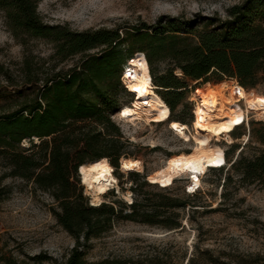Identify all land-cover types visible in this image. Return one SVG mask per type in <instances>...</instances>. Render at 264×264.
Masks as SVG:
<instances>
[{"label":"trees","instance_id":"1","mask_svg":"<svg viewBox=\"0 0 264 264\" xmlns=\"http://www.w3.org/2000/svg\"><path fill=\"white\" fill-rule=\"evenodd\" d=\"M0 12L10 35L22 45L26 40H42L52 47L48 59L28 53L15 68L0 65V182L20 179L50 196L57 223L74 240L62 264H163L158 257L91 263L85 251L92 240L102 238L118 223L175 231L184 228L183 222L191 225L196 215L220 208L191 204L190 199L201 192L184 194L185 198L163 193L155 198L142 196L128 205L115 200L92 206L83 196L78 169L106 158L116 171L119 161L128 157L125 149L130 142L111 117L128 105L125 99H133L120 79L127 61L136 55L148 65L151 84L169 109L168 122L187 124L174 114L179 107L180 114H187L192 122L186 99L197 86L234 80L249 91L264 85V0H243L228 8L223 19L166 17L127 31H75L67 25H48L37 11V0H0ZM73 59L76 63L66 66ZM163 64L166 67L161 70ZM231 135L234 140L247 135L246 143L252 138L264 147L263 123H250L247 132L236 128ZM24 141L29 143L26 149ZM244 146L229 145L223 153L225 165L209 169L232 172L238 178L237 189L262 188L264 152L247 158L242 154ZM145 177L140 190L150 186ZM231 183L229 174L221 189ZM7 193L0 185V202ZM193 248L187 264H196L199 253L205 264L245 263L224 260L223 253L213 257L209 250L199 252L197 245Z\"/></svg>","mask_w":264,"mask_h":264},{"label":"rangeland","instance_id":"2","mask_svg":"<svg viewBox=\"0 0 264 264\" xmlns=\"http://www.w3.org/2000/svg\"><path fill=\"white\" fill-rule=\"evenodd\" d=\"M242 1L37 0V11L42 21L48 25H67L75 31L100 28H122V31H127L132 26L152 25L158 19L166 17L196 20L216 16L223 19L228 8ZM262 25L264 27V21ZM28 53L48 59L52 55V47L42 40H26L22 45L10 35L3 13L0 12V65L15 68ZM76 61L77 59L70 60L66 66H71ZM165 67L163 64L161 70ZM225 82L229 85L237 83L234 80ZM187 84L190 82L187 81ZM207 84L212 88L218 85ZM205 86L206 84L197 86L187 96L186 102L191 108V114L195 105L193 100L199 102L198 93ZM246 92L264 97V85ZM125 101L132 103V106H124L120 110V116L126 120L115 119L125 140L130 142V146L125 149L128 157L122 159L134 160L142 170L139 173L125 174L120 171L121 166L116 171L112 167L117 185L102 196L101 203L116 200L128 205L142 196L155 198L163 193L185 198V187L190 184L187 175H171L166 183L150 184L141 190L139 186L143 183V176H146L144 180L149 184L148 177L153 171L165 167L170 157L191 152L198 143L200 138L194 137L193 132H185L191 124L187 114H180L181 107L174 113L183 117L187 126L175 121L167 124L156 114H152L148 106L142 104L145 108L139 107L131 98ZM235 104L233 122L235 119V124L243 120L239 130L247 132L250 123L264 124L263 120L251 112L248 113L242 103L239 106L244 113ZM228 138L235 144H246L242 154L247 158L264 152V147L252 138L246 143L247 135L239 140H234L232 135ZM228 138L222 135L218 139L212 138L211 144L220 146L223 151L228 150ZM22 147L28 148V141H24ZM132 174H138L139 177L134 178ZM229 174L232 176V183L221 189L225 176ZM172 176L175 177L170 179ZM199 176L201 189L196 193L201 194L191 198V204L210 205V208H220L219 212L196 215L191 225L183 222L184 228L175 231L134 222L118 223L108 234L89 243V248L85 251L86 260L96 263L106 258L152 260L158 257L163 264H187L188 258L194 254L193 246L197 245L199 252L209 250L213 257L223 253L224 260L245 262L244 264L257 261L258 264H264V187L245 186L237 189L235 183L238 178L226 170H207ZM78 179L83 196L91 205L79 175ZM0 185L8 190L0 202V264H62L72 249L74 240L57 223L52 211L55 204L50 196L34 189L32 184L16 178H6ZM134 188H137V192L132 191ZM128 193L131 202L124 198V194ZM224 193L226 200L221 197ZM220 201L222 205L218 206ZM204 260L205 257L200 253L196 256V264H205Z\"/></svg>","mask_w":264,"mask_h":264},{"label":"bare ground","instance_id":"3","mask_svg":"<svg viewBox=\"0 0 264 264\" xmlns=\"http://www.w3.org/2000/svg\"><path fill=\"white\" fill-rule=\"evenodd\" d=\"M135 57L134 74L132 79L126 82L130 93L135 96L133 101L139 107L145 108L142 104L148 106L152 114H156L160 120L167 122L170 115L169 109L159 95L153 92L147 63L144 59ZM198 99L197 103L193 100L195 117L192 120V131L188 129V134L193 132L194 137L200 140L191 152L172 156L167 160L165 167L153 171L148 177V182L151 184H164L171 175H187L189 179L192 178L190 189L195 190L200 185L199 174L206 172L209 168L223 165V150L220 146L211 144V141L212 138L218 139L221 135L228 138L235 127L242 123L243 120L235 124L236 119L233 122L234 103L236 108L243 112L237 105L242 100L243 107L248 113L251 112L264 121V97L246 92L237 83L229 85L228 82L223 81L215 88L206 84L204 90L198 93ZM227 140L230 144L233 143L231 138ZM120 166V171L125 174L139 173L142 170L141 166L132 159H121ZM78 172L85 194L90 197L92 206L100 205L102 196L117 182L112 173L113 168L106 158L86 163L80 166ZM124 198L131 202L129 193L124 194Z\"/></svg>","mask_w":264,"mask_h":264},{"label":"built area","instance_id":"4","mask_svg":"<svg viewBox=\"0 0 264 264\" xmlns=\"http://www.w3.org/2000/svg\"><path fill=\"white\" fill-rule=\"evenodd\" d=\"M137 56V55H136ZM134 57L133 58H131V59H129L128 61H127V63H126V65H125V67H124V69H123V72H122V76H121V79H120V81H121V84H122V86L124 87V89L126 90V91H128L129 93H130V90L128 89V87H127V84H126V82L129 80V79H132V75L134 74V66H133V64H134ZM153 90L155 91V89L153 88ZM132 94V93H131ZM132 96H133V99H134V95L132 94ZM241 103H242V100H241ZM241 103H239V104H237L238 106L241 104ZM126 106H132V103H128V105H126ZM195 106V105H194ZM240 107V106H239ZM123 108V107H122ZM120 110L121 109H119V111L116 113V114H114L112 117H111V119L115 122V119H117L118 121H123V120H126L125 118H122L121 116H120V114L122 113V112H120ZM116 115V116H115ZM192 116H193V119H194V117H195V113H194V109L192 110ZM116 123V122H115ZM167 124L169 123L168 122V120H167V122H166ZM117 124V123H116ZM153 124H156V123H153ZM159 124H161V123H159ZM119 125V124H118ZM117 125V126H118ZM119 127V126H118ZM191 131H192V122H191V124L189 125V126H187ZM240 126H236L235 127V129L236 128H239ZM120 128V127H119ZM234 129V130H235ZM234 130L230 133V135L234 132ZM186 133H188L189 131L188 130H186L185 131ZM121 133H122V131H121ZM122 136H123V133H122ZM242 137H244V136H242ZM123 138H124V136H123ZM125 139V138H124ZM128 142H129V140H127ZM223 141H225V140H223ZM230 145V144H229ZM224 152V151H223ZM225 165V160H224V164H223V166ZM120 166V165H119ZM207 170H210V169H207ZM113 173V172H112ZM200 177V176H199ZM146 178V177H145ZM189 182L191 183L192 182V178H190L189 179ZM149 184H151L150 182H149ZM115 185H117V182L116 183H114V185H112L111 186V188L110 189H113V187L115 186ZM153 185V184H152ZM190 185V184H189ZM189 185L187 186V187H185V194L186 195H193V194H195L199 189H201V185H199L195 190H191L190 189V187H189ZM109 191V190H108Z\"/></svg>","mask_w":264,"mask_h":264},{"label":"water","instance_id":"5","mask_svg":"<svg viewBox=\"0 0 264 264\" xmlns=\"http://www.w3.org/2000/svg\"><path fill=\"white\" fill-rule=\"evenodd\" d=\"M119 165H120V161H119ZM78 175H79V172H78Z\"/></svg>","mask_w":264,"mask_h":264}]
</instances>
